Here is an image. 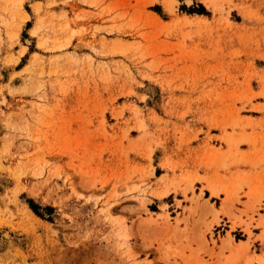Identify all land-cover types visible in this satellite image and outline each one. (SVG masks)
<instances>
[{"label": "rangeland", "instance_id": "1", "mask_svg": "<svg viewBox=\"0 0 264 264\" xmlns=\"http://www.w3.org/2000/svg\"><path fill=\"white\" fill-rule=\"evenodd\" d=\"M0 264H264V0H0Z\"/></svg>", "mask_w": 264, "mask_h": 264}, {"label": "bare ground", "instance_id": "2", "mask_svg": "<svg viewBox=\"0 0 264 264\" xmlns=\"http://www.w3.org/2000/svg\"><path fill=\"white\" fill-rule=\"evenodd\" d=\"M210 189H211L213 194H217L218 193V191L215 188L212 187ZM224 244H228V245L232 244L231 239H230L228 234H227V237L224 238Z\"/></svg>", "mask_w": 264, "mask_h": 264}, {"label": "trees", "instance_id": "3", "mask_svg": "<svg viewBox=\"0 0 264 264\" xmlns=\"http://www.w3.org/2000/svg\"><path fill=\"white\" fill-rule=\"evenodd\" d=\"M33 203V202H32ZM33 205H35V204H33ZM32 204H31V207H33L34 209H35V206H33Z\"/></svg>", "mask_w": 264, "mask_h": 264}]
</instances>
